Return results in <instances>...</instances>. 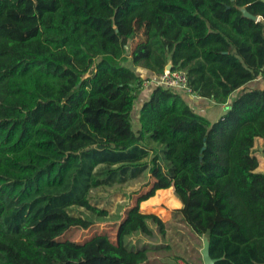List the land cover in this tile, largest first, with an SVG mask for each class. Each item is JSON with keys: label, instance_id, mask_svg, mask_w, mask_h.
Here are the masks:
<instances>
[{"label": "trees", "instance_id": "obj_1", "mask_svg": "<svg viewBox=\"0 0 264 264\" xmlns=\"http://www.w3.org/2000/svg\"><path fill=\"white\" fill-rule=\"evenodd\" d=\"M170 60L225 112L213 122L157 85L136 132L145 79L127 62L161 75ZM258 77L264 0H0V264H157L160 244L127 238L166 235L141 203L170 187L182 202L175 214L208 237L216 264H264V173L254 155L264 88L245 87ZM147 171L150 187L115 239L62 238L110 215L92 190Z\"/></svg>", "mask_w": 264, "mask_h": 264}, {"label": "rangeland", "instance_id": "obj_2", "mask_svg": "<svg viewBox=\"0 0 264 264\" xmlns=\"http://www.w3.org/2000/svg\"><path fill=\"white\" fill-rule=\"evenodd\" d=\"M144 25H142V30H140L137 34V39H140L143 32ZM130 62V61H129ZM127 65L132 68L133 64L127 62ZM139 97V96H138ZM140 106V100L137 99L134 106V111H138ZM132 126L134 131H139L141 129L139 120H136L133 116L132 118ZM258 151V148H256ZM163 163L164 159L162 160ZM145 172L140 177L133 179L128 183L114 185L112 187H99L91 191L90 198L91 201L99 207H103L109 210L110 215L104 219H99L93 224L91 227L87 229L74 227L71 228L67 233H65L62 238L63 239H72L77 241L85 240L96 233L106 232L109 233L113 239H115V234L117 231V226L121 221L122 217L125 214L126 209L129 205L135 202V198L139 191L145 192L149 189V185L147 182L149 181V175ZM175 200L173 196H165L163 200L153 207L149 208L148 211H153L151 213H155L159 215L162 220L166 223L167 229H170V232L166 233L165 236L157 235L155 238H148L143 236L142 234L135 233L127 238V241L130 246L137 247L141 246L145 243H156L160 244L162 248L160 250L153 253L155 257L160 256L163 261H167L170 259V255H174V258H180L186 260L188 264L190 262L195 263L191 259L190 253H184L181 251V246L179 245V249H175V251H170L167 249V243L170 245H177L178 243L176 236L181 234L184 231L186 236H190V231L187 226L182 223V216L175 214ZM188 225V224H187ZM190 227V226H189ZM191 229V228H190ZM177 230L181 232L176 233ZM152 256V257H153ZM109 263L107 258L97 257L89 261H82L80 264H107Z\"/></svg>", "mask_w": 264, "mask_h": 264}, {"label": "crops", "instance_id": "obj_3", "mask_svg": "<svg viewBox=\"0 0 264 264\" xmlns=\"http://www.w3.org/2000/svg\"><path fill=\"white\" fill-rule=\"evenodd\" d=\"M128 63H130V62H128ZM132 69L135 70L140 76H142L145 79L144 86L141 89V91L139 93V97H138V99L140 100L139 110L138 111L133 110V112H132V118L134 116V118L136 120H139L140 108H141L142 104L146 100L149 99L153 89L155 88L154 80H156L159 75L156 74L155 72H153L149 69L143 68L141 66L133 65ZM245 87H248V88H251V87L252 88H264V79L262 77H258L254 80L249 81L245 85ZM185 98L187 99L189 104L197 112H199L202 115L207 116L213 122L217 121L225 112L226 104H218L212 98L202 97L199 95L185 96ZM256 148H258V151L256 150ZM254 155L259 160V166L257 168V171L264 173V139L261 137H257L255 139ZM146 174L149 175V178H150L149 181H152L151 177H150V173L147 171ZM126 183H128V182H126ZM170 188H171V195L170 196L174 197V200H175L174 206L176 209H178V208L182 207V202L175 196L174 188L173 187H170ZM162 190H164V189L157 190L156 194L154 196L150 197L149 199H147L141 203V209L144 213L153 212V211H148V210H149V208L153 207L154 205H157V204H154L152 202L154 197L158 196L159 198H161V201L163 200L164 197L162 195H159V192ZM139 193H141V191H139L137 193V195ZM178 215H180V214H178ZM182 223L187 226L188 230L190 231V234H189L190 236L189 237L186 236L184 231L181 232L180 230H177L176 233L181 232V234H178V236H176V239H177L178 243H180V244H177L175 246V245H170L169 243H167L166 244L167 249H169V250L171 249L170 251H173V250L175 251V249H179V245H180L182 248L181 249L182 252L191 254V259L195 263L190 262V264H204L202 250L204 248L206 236L205 235L204 236L197 235L192 229H190L191 227H189V225H187V223L183 219H182ZM170 229L171 228L167 229L168 233L170 232ZM152 258L158 260L157 264H188V262L186 260H183L180 258H178V259L174 258V255H172V254L170 255V259H168L167 261H163L160 258V256H157V255L155 257L153 256Z\"/></svg>", "mask_w": 264, "mask_h": 264}, {"label": "built area", "instance_id": "obj_4", "mask_svg": "<svg viewBox=\"0 0 264 264\" xmlns=\"http://www.w3.org/2000/svg\"><path fill=\"white\" fill-rule=\"evenodd\" d=\"M154 82L155 86L161 85L165 88L177 90L184 96L197 95V93L190 87L187 73L184 70L165 69L164 73L159 75Z\"/></svg>", "mask_w": 264, "mask_h": 264}, {"label": "water", "instance_id": "obj_5", "mask_svg": "<svg viewBox=\"0 0 264 264\" xmlns=\"http://www.w3.org/2000/svg\"><path fill=\"white\" fill-rule=\"evenodd\" d=\"M242 10H243L245 15H247V16L253 18V19H257V16L250 14L245 8H242ZM172 66H173V63L170 60L168 65L166 66V69L167 70H171ZM202 253H203L204 264H216L215 259H213L211 257L210 252H209V240H208L207 236L205 238V244H204V248L202 250Z\"/></svg>", "mask_w": 264, "mask_h": 264}]
</instances>
